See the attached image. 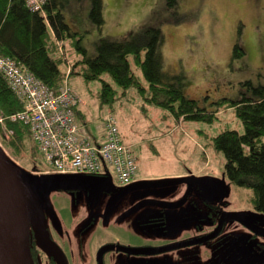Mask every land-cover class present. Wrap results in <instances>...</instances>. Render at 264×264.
<instances>
[{
  "label": "rangeland",
  "instance_id": "1",
  "mask_svg": "<svg viewBox=\"0 0 264 264\" xmlns=\"http://www.w3.org/2000/svg\"><path fill=\"white\" fill-rule=\"evenodd\" d=\"M89 4L90 0H70L62 8L70 29L82 34L81 45L89 57L95 54L99 37L122 40L129 32L156 26L162 36L158 48L163 68L183 74V92L200 106L211 109L210 102L220 97L237 98L244 80L264 84V0H177L174 7L166 6L163 0H102L104 22L100 27L88 18ZM64 43L71 57H79V52L66 40ZM234 43L243 50L237 58L232 57ZM130 65L144 83L139 69L131 62ZM101 77L115 87L108 74ZM69 83L85 105L84 120L78 117L77 122L84 124L91 139L103 133L104 116H114L119 137L135 158L136 174L131 181L149 189L142 195L161 196L167 192L165 198L184 200V206L166 210L178 219L164 225L167 234L144 236V221L121 218L118 201L108 210L110 197L126 186L116 182L110 168L82 176L72 172L45 173L49 165L38 151L33 152L31 138L26 142L28 151L19 157L11 156L0 143L3 152L18 166L22 167L21 161L29 166L27 172L38 186L48 189L45 195L32 196V208L38 215L32 227L53 238L68 264H96L98 249L118 241L141 242L146 237L151 240L150 246L159 247L198 238L211 228L208 217L215 218L219 211L239 212L264 227V212L252 206L251 189L226 177L225 159L212 146L213 137L223 130L243 132L232 107L221 109L218 118L209 123L178 120L158 105L145 103L134 88L127 89L126 99L120 98L110 106L99 103V80L83 82L74 76ZM33 161L36 168L31 169ZM177 178L183 180L151 184ZM201 178L218 180L223 197L213 202L204 200L199 187ZM182 214L185 220L180 219ZM126 258L117 251H106L103 264H131ZM130 260L133 264H264V235L253 236L230 220L214 240L155 255L130 256Z\"/></svg>",
  "mask_w": 264,
  "mask_h": 264
},
{
  "label": "trees",
  "instance_id": "2",
  "mask_svg": "<svg viewBox=\"0 0 264 264\" xmlns=\"http://www.w3.org/2000/svg\"><path fill=\"white\" fill-rule=\"evenodd\" d=\"M69 1L46 0L43 16L29 10L23 0H0V53L29 70L51 91H56L62 83L67 67V81L74 76L83 82L99 80V103L110 106L120 98L126 99L127 89L134 88L145 103L158 105L178 120L209 123L218 118L221 109L232 107L243 132L223 130L213 137L212 146L225 159L226 177L236 185L251 189L252 206L264 212V84L254 85L244 80L237 98L220 97L211 101V109H207L183 92L181 72L171 73L163 68L158 48L162 36L158 27L129 32L122 40L99 37L95 42V54L89 57L81 45L82 34L72 31L64 21L62 8ZM163 1L168 7L177 4V0ZM88 18L96 26L102 25V0H90ZM65 40L79 52V57L69 55ZM57 42L62 45L61 51H58ZM242 54L240 45L234 43L232 57ZM130 62L139 69L144 83L133 72ZM103 73L108 74L115 87L101 77ZM21 109L22 103L0 73V143L13 157L28 151V127L8 119L11 113ZM5 131L11 134L6 137ZM33 152H37L35 145ZM35 162L31 169L36 168ZM19 163L26 170L30 169L24 161Z\"/></svg>",
  "mask_w": 264,
  "mask_h": 264
},
{
  "label": "built area",
  "instance_id": "3",
  "mask_svg": "<svg viewBox=\"0 0 264 264\" xmlns=\"http://www.w3.org/2000/svg\"><path fill=\"white\" fill-rule=\"evenodd\" d=\"M23 1L29 10L44 16L46 0ZM57 48L62 50L60 42ZM68 71L69 67L57 90L51 91L29 70L0 53V73L22 103V109L11 113L8 119L28 127L36 150L49 165L45 172L85 175L100 174L110 168L117 183L128 184L136 174L135 158L122 143L114 116H104L99 141L89 138L75 119V108L82 100L67 81ZM6 132L8 137L11 131Z\"/></svg>",
  "mask_w": 264,
  "mask_h": 264
},
{
  "label": "water",
  "instance_id": "4",
  "mask_svg": "<svg viewBox=\"0 0 264 264\" xmlns=\"http://www.w3.org/2000/svg\"><path fill=\"white\" fill-rule=\"evenodd\" d=\"M82 176V175H79ZM183 178L169 179L164 181H156L151 183L152 185H160L161 183L167 182H178L182 181ZM143 183L134 182L124 188L117 191L110 197L107 208L111 206L120 198L122 195L129 193L130 191L143 188ZM149 184V185H151ZM0 187L5 193L7 201L9 203L14 227H15V239H16V252L19 264H33L30 251H29V233L31 229H34L38 240L43 244H52L47 233L37 231L32 226L36 223L34 219L35 212L32 208V196L33 195H45L48 189H44L37 185L36 181L31 177L27 170L23 167L18 166L9 156H7L0 148ZM199 187L202 192L204 200L207 202H213L219 200L224 195L223 187L218 180L212 178H201L199 180ZM172 207H176L175 203H167ZM226 220H234L241 224L243 227L251 231L256 235H264V227L254 224L246 216L239 212H224L218 219L217 226L214 230L206 235L198 238L183 240L166 244L159 247H136L128 251L131 254L141 255H155L169 250L199 244L210 239L215 238L221 231L222 224ZM31 224V225H30ZM109 250H121L124 249L114 244H106L99 248L97 251V264H103L102 256L106 251ZM0 264H7L6 255V241L2 221L0 219Z\"/></svg>",
  "mask_w": 264,
  "mask_h": 264
},
{
  "label": "flooded vegetation",
  "instance_id": "5",
  "mask_svg": "<svg viewBox=\"0 0 264 264\" xmlns=\"http://www.w3.org/2000/svg\"><path fill=\"white\" fill-rule=\"evenodd\" d=\"M45 173L57 174L56 172H45ZM134 182H136V181L133 180V181L129 182L128 184H126V186L131 184V183H134ZM144 190H149V189L139 188V189H136L130 193L124 194L120 198L117 199L118 204L120 205L119 212L121 213L120 214L121 218H125L126 220H133V221H137L138 219H142L144 221L143 222L144 236H146V235L149 236L150 233L151 234L152 233H154V234H158V233L167 234L168 228H166L164 225H166V223L168 221L178 220L177 218H175L172 215L171 212H168V211L166 212V210L171 209V206L168 205L167 203H175V204H177L176 207H178V209H179V208L184 206V200L183 201H177V200L172 201L171 199H167V198H165L167 195V192H162L161 196L152 195V196L145 197L142 195ZM168 197H170V195ZM191 206H194V205H191ZM151 207H153L154 209H156V208H159V209H158V211H156ZM176 207H172V208H176ZM187 208L189 210H191L190 207H187ZM110 209L108 208V210H110ZM33 212H35V211L33 210ZM225 212H231V211H225ZM222 213H224V212L219 211L215 218L212 216L208 217V219L210 220V223H211V228L204 235L209 234L214 230V228L217 226L218 219L220 218V215ZM140 214H142V216L145 218H142ZM37 217H38V215L35 214L34 219L36 222L38 221ZM180 219L185 220V214H182ZM206 221H207V219H206ZM227 221H230V220L224 221V223L222 224L221 231L223 230V226ZM250 221H252V220H250ZM254 224H256V223H254ZM256 225H258V224H256ZM161 227H162L161 230L157 229V228H161ZM156 230H159V231H156ZM221 231H220V233H221ZM249 232L251 235L257 236L256 234L252 233L251 231H249ZM47 235H48L50 241L52 242V244H50V245L49 244L48 245L43 244L41 241L38 240V237H37L34 229L30 230V233H29V251H30V255H31L33 264H68L67 258L65 257V254L63 253L64 251L57 249L55 246V242L53 241V238L51 236H49L48 233H47ZM218 235L215 238L210 239V240L216 239L218 237ZM145 238L142 239L141 242L129 240L126 242V244H122V243H120V241H118V243H116V244L115 243H110V244H114V245L122 247L124 249V251L118 250L117 252L125 255L127 257L126 259L128 260V262L133 264V262H131V260H130V256H135L136 254L128 253V251H130L131 249L136 248V247H144V248H151L152 247V246H150L151 240L148 241L147 238L146 239ZM210 240H208V241H210ZM179 241H181V240H179ZM109 251H116V250H109ZM138 255H141V254H138ZM96 257H97V253H96ZM102 261H103V256H102ZM96 264H97V260H96Z\"/></svg>",
  "mask_w": 264,
  "mask_h": 264
},
{
  "label": "bare ground",
  "instance_id": "6",
  "mask_svg": "<svg viewBox=\"0 0 264 264\" xmlns=\"http://www.w3.org/2000/svg\"><path fill=\"white\" fill-rule=\"evenodd\" d=\"M0 219L3 224L7 264H19L16 252L15 227L12 212L5 196V193L0 187Z\"/></svg>",
  "mask_w": 264,
  "mask_h": 264
},
{
  "label": "crops",
  "instance_id": "7",
  "mask_svg": "<svg viewBox=\"0 0 264 264\" xmlns=\"http://www.w3.org/2000/svg\"><path fill=\"white\" fill-rule=\"evenodd\" d=\"M83 106H85L84 104H82V102L75 108V119H76V122H77V118L78 117H82V119L84 120V113H83ZM77 124L78 125H81V126H83L84 124H82V123H79V122H77ZM102 138V134L100 135H96L95 137H94V139L95 140H100ZM136 180V179H135Z\"/></svg>",
  "mask_w": 264,
  "mask_h": 264
}]
</instances>
